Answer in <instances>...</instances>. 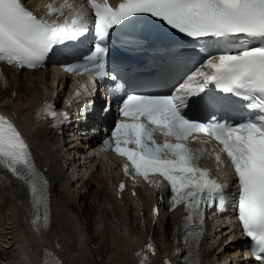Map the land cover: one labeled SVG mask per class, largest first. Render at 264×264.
I'll list each match as a JSON object with an SVG mask.
<instances>
[{
    "label": "snow or ice",
    "instance_id": "1",
    "mask_svg": "<svg viewBox=\"0 0 264 264\" xmlns=\"http://www.w3.org/2000/svg\"><path fill=\"white\" fill-rule=\"evenodd\" d=\"M87 4L94 13L91 26L87 11L78 12L71 22L59 24L38 17L21 0H0V61L20 69H35L44 66L57 47L79 42L94 31L90 53L74 57L61 67L73 75L87 74L89 88L95 92L97 81L118 80L105 65L112 30L135 23L138 16L147 15L190 39L211 37L222 42L223 47L208 54L168 95L127 93L117 97L123 83H116L115 89L106 87L101 110L110 112L115 100L118 112L105 141L106 150L124 158L126 175L142 177L149 183L151 176L158 175L167 182L172 207L185 206L183 238L188 243L190 237L199 241L204 234L208 208L221 213L227 208L228 185L200 167L205 150L189 146L196 134H203L207 142L214 141L217 164L222 163L221 155H226L234 170L232 195L243 234L252 242L254 259L264 264V0H123L116 8L107 0L103 4L87 0ZM48 10L59 11L51 6ZM229 96L246 101V109L254 115L240 120L215 115L212 110L225 107ZM202 112L210 114L202 118ZM53 115L61 123H71L68 113ZM157 134L165 138L164 143L157 142ZM0 165L28 185L33 227H42L38 224L40 206L44 207L43 226H47V180L38 171L22 134L3 115ZM120 189L123 191V184ZM154 214L158 215V209ZM147 250L152 251L150 244Z\"/></svg>",
    "mask_w": 264,
    "mask_h": 264
},
{
    "label": "bare ground",
    "instance_id": "2",
    "mask_svg": "<svg viewBox=\"0 0 264 264\" xmlns=\"http://www.w3.org/2000/svg\"><path fill=\"white\" fill-rule=\"evenodd\" d=\"M7 71L8 81L0 82V114L8 116L21 130L35 164L49 174L51 201L49 224L37 230L32 225L33 206L26 189L0 165V261L166 264L169 260L173 264H187L183 261L185 245L180 236L181 213L167 214L161 210L162 216H153V195L136 190L137 197L132 198L128 192H119L116 172L109 166L111 161L105 157L97 169L92 168L95 160H90L91 154L81 149L79 137L71 135L73 126L54 128L43 119L44 104L56 95L58 100L62 96L56 86L59 74L49 70ZM74 164L82 170L80 185L79 181L69 182L74 175L69 168ZM95 184L96 192L92 193L90 189ZM86 193L92 195L89 205ZM162 204L157 202L159 207ZM160 226L162 235L158 237ZM168 233L172 234L171 242L170 238L166 240ZM232 238L225 234L221 243L215 242V237L213 245L204 243L199 264H252L244 260L247 257L239 260L240 242H233ZM224 240L230 242L224 244ZM149 243L152 251L145 248ZM103 254L106 258L98 262Z\"/></svg>",
    "mask_w": 264,
    "mask_h": 264
},
{
    "label": "rangeland",
    "instance_id": "3",
    "mask_svg": "<svg viewBox=\"0 0 264 264\" xmlns=\"http://www.w3.org/2000/svg\"><path fill=\"white\" fill-rule=\"evenodd\" d=\"M92 190H93V191H92ZM91 191H92V193H95V192H96V184L93 186L92 189H90V192H91ZM87 196H88V197H87ZM86 197H87L86 200L88 201V205L91 204V202H92V199H91V198H92V195H91L90 193H86ZM89 216L92 218L91 214H90ZM168 221H169V220H168ZM170 222H171V221H170ZM168 226H169V225H168ZM169 228H170V230H171V227H170V226H169ZM157 233H158V234H157L158 237H160V236L162 235V226L159 227V230H158ZM94 238H95V237H94ZM168 238H170L169 241L171 242V239H172V234H171V233H170V234L168 233V236H166V240H167ZM90 239H91V238H90ZM95 240H96V239H95ZM217 243H221L220 237H219ZM223 243H224V244H228L229 242H228L227 240H224ZM94 245H95V244H94ZM92 247H93V245H92ZM104 256H105V254L102 255V258H101L100 261H98V262H101V263H102V261H104V259L106 258V256H105V257H104ZM238 258H239V260H240L242 257L239 256ZM1 261H2V260H1ZM1 261H0V262H1ZM4 263H5V264H8L7 261H4ZM2 264H3V261H2Z\"/></svg>",
    "mask_w": 264,
    "mask_h": 264
}]
</instances>
